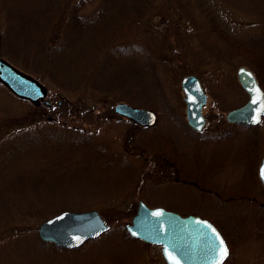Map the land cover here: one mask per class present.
<instances>
[{
    "label": "rangeland",
    "instance_id": "374dc122",
    "mask_svg": "<svg viewBox=\"0 0 264 264\" xmlns=\"http://www.w3.org/2000/svg\"><path fill=\"white\" fill-rule=\"evenodd\" d=\"M78 1L0 0V58L39 77L49 103L33 106L0 84V264H166L160 246L127 237L124 227L138 201L177 214H206L209 210H198L197 204L209 203L182 182L199 179L200 164L211 168L207 185L219 196L239 191L264 200L255 170L247 166L250 154L256 160L264 151V114L252 128H236L224 119L247 100L236 79L238 68L256 69L264 86V0H151L129 22L133 0H108L101 23L107 26L87 30L85 39L74 42L71 57L64 54L74 67L82 63L79 77L72 70L64 81L54 79L39 61L38 33L45 31V51L55 61ZM102 4L90 0L78 15L92 19ZM117 29L110 46L114 67L104 72L97 59L87 74L93 49ZM145 33L163 38L149 50L157 82L139 50L148 45ZM13 35L17 44L27 43L25 56L8 50ZM185 74L197 77L206 95L202 134L186 123L179 83ZM136 78L143 79V90L133 86ZM120 102L154 111L157 124L134 126L113 113ZM220 204L214 218L229 245L224 264H264V208ZM65 210H95L108 228L77 249L41 245L38 224Z\"/></svg>",
    "mask_w": 264,
    "mask_h": 264
},
{
    "label": "water",
    "instance_id": "95a60500",
    "mask_svg": "<svg viewBox=\"0 0 264 264\" xmlns=\"http://www.w3.org/2000/svg\"><path fill=\"white\" fill-rule=\"evenodd\" d=\"M236 79L246 93L247 100L243 105L228 111L225 114V121L255 126L261 122L264 114L263 90L253 73L244 67L237 69ZM179 83L184 97L187 126L200 132L205 124L201 108L205 103L206 96L198 78L193 74L181 76ZM0 84L20 100L28 101L34 106L39 104L49 106L45 99V87L30 75L23 73L1 58ZM254 89H259V94ZM113 113L142 128H151L157 122L154 111L133 107L123 102L114 106ZM258 116L259 122H257ZM262 133L264 137V127ZM262 168H264V154L258 167V178L264 189V178L261 176ZM157 212L160 213L159 216L154 215ZM197 221L199 223H196ZM107 228L95 210L84 212L65 210L40 222L36 234L40 242L52 244L60 249L73 250L79 248L86 241L97 238ZM124 228L129 238L160 246L161 256L166 264H170V257H174L178 264H215L218 259V254L213 251L211 246L218 247L212 230L214 229L217 234L219 232L211 223L198 216L180 217L162 207L148 208L144 202L138 201L135 214ZM219 236L223 240L220 234Z\"/></svg>",
    "mask_w": 264,
    "mask_h": 264
},
{
    "label": "trees",
    "instance_id": "16d2710c",
    "mask_svg": "<svg viewBox=\"0 0 264 264\" xmlns=\"http://www.w3.org/2000/svg\"><path fill=\"white\" fill-rule=\"evenodd\" d=\"M88 1H90V0H79L72 7V10L70 11L71 13H70V15L68 17V20H67L66 25L64 27V31L62 33V37L64 39V42L58 47L59 49L56 48L57 49L56 50L57 53H56V60L55 61L54 60L52 61L53 58L49 57L50 53L48 54V52L45 51L44 34H43V32H45V31L38 33V43H39V47H40L39 48V52H40L39 53L40 54L39 61L41 62V65L44 67L46 73H48L49 76L53 77L54 79L55 78H60V79H62V81H64L65 77L72 70H73V74L75 76L79 77L77 70H81L82 69V63L80 62L76 67H74V63L71 62V60H70V57L72 55V54H70V51H71L72 46L74 45V42L77 39H80L79 41H82V39H85L86 38L85 37L86 36L85 33L87 32V30H89V29H91L93 27H94V30H91V31L98 32L100 26H105V27L107 26V23L105 25H101V23L105 19V15L103 13L106 10V4H107L108 0H100L101 3H103L102 6H99V8L96 10V12L94 14L95 15L94 18L89 19V20L87 18L83 17V16L78 15L79 11L84 7L86 2H88ZM92 1H95V0H92ZM150 1L151 0H133L132 1L133 2L132 5H134V6L132 7L133 8L132 13L136 12V15L140 14V13H144L143 11L145 10L146 5L150 4ZM5 4H7V3H5ZM103 6H105L104 11H102ZM128 15L129 14H127L126 19L129 22V21H132V19H134L135 13L133 14V18H132V14L129 15V16ZM86 17H88V16H86ZM137 23L138 22L133 21L134 27H135V25ZM95 27H97V28L95 29ZM117 31H118V29L114 30V34L110 35L107 40L102 41L97 46V48L93 49V53L95 51V54H93V58H92L93 61H92V63L90 65H87V64L85 65V70H87V74L89 73V70H90L92 64H94L95 60H97V59H98L99 63L101 62V64H102V62H104L103 70L101 68V70L104 71V72L107 71L108 69L114 67V64H111V62H113V58L114 57H113V54H112V49H111L112 47H110V46H111V44H113V42L115 43V40H116V37H117L115 32H117ZM146 32L148 33L150 31L147 30ZM147 33H145V37H146L145 40H147L148 45H146L145 49H139V50L141 51V53L143 55V58H144V56L146 57V58H144L146 63H148V65L146 67L149 68V72L152 73L153 81L157 82V79L155 78L154 64H153V60H152L154 58L152 57V53L149 52V50H151V49L152 50H156L155 49L156 46L162 45L163 38L159 40L158 36L156 34L152 36V35L147 34ZM8 35L10 36V33L8 34V32H7L6 36H8ZM56 35H58V34H56ZM9 36H8V38H9ZM91 36L96 38L95 39V41H96L98 39V37H99V34H97L96 36L91 34ZM140 36H141V34H140ZM140 36H139V38H140ZM5 38H7V37H5ZM119 38L121 39L122 36H119ZM25 44H27V43H18L17 44L15 42V40H14V35H13L12 40L9 39L8 50H11V48H14L13 52L17 53V56H18L19 53H21V56H25L26 48H24V47H27V45H25ZM49 44H51V43H47V45H49ZM82 45H84V44H82ZM150 47H151V49H150ZM64 54L65 55H69L70 57L69 58H64ZM11 56H12V58L14 60L17 58V56H15V54H13ZM103 56H104V58H103ZM62 57H63V59H62ZM15 61H17V60H15ZM25 63H26L25 61H21L20 64L23 65ZM253 70H254L253 74H254L257 82L259 83V85L262 88H264L263 84L261 83V78H260L259 73L257 71H255L256 69H253ZM30 73H32V72H30ZM32 74H34V73H32ZM124 77H126L125 73H124ZM119 78L121 79L120 74H119ZM136 79H137V83H135L133 86L134 87L136 86V87L140 88V90H143V88H144L143 79H140V80L138 78H136ZM37 80H39V77H37ZM78 81H80V80L71 81L70 83H68V82L67 83L69 85L74 86V84L76 82H78ZM65 83H66V81H65ZM128 239H130V238L128 237ZM46 244L47 243H42L41 245H46ZM49 245H51V244H49Z\"/></svg>",
    "mask_w": 264,
    "mask_h": 264
},
{
    "label": "flooded vegetation",
    "instance_id": "af4514ba",
    "mask_svg": "<svg viewBox=\"0 0 264 264\" xmlns=\"http://www.w3.org/2000/svg\"><path fill=\"white\" fill-rule=\"evenodd\" d=\"M57 106H59V105H57ZM45 107L48 108L49 106H45ZM224 119H225V117H224ZM225 123L227 125H230V126H233V127H236V128H240V129L254 127V126H246V125H242V124H233V123H229L227 121H225ZM205 124H206V121H205ZM205 124H204V127H205ZM259 124H257V125H259ZM204 127H203V129H204ZM189 129L191 130V132H193L195 134H202L203 133V129L200 132H196V131L192 130L191 128H189ZM262 130H263V127L261 128V134L263 136ZM131 137L132 136L130 135L129 139L127 140V145L129 144V142L131 140ZM263 154H264V151L261 153L259 158L256 159V160L254 158H251V157H254L251 154L247 158L248 161H249V164L247 166H251L250 168L252 170L254 168L255 176L258 179V181L260 183V186H261V189H262L261 190L262 194H264V189L262 187L261 181L258 178V167L260 165V161H261V158H262ZM250 160H252L251 163H250ZM254 161H256L255 167H254ZM164 162H165V165L170 169L172 174L176 175L173 178V181L174 182H178V180H179L178 177H177L178 174L175 172L173 162H170L167 158L164 160ZM199 166L202 168L201 170H198L199 173L197 172L198 176H199V179H188V178L185 177V178H183L182 182H183L184 185L189 186L191 189L198 190V192H199L198 196L202 197L205 200V202L209 203V204H206V203H203V202H199L197 204L198 207L196 206L198 208V210L200 208H207L209 210V212H206V214L199 216V214L196 213L195 211H190V212H187L185 214H178L180 217H185V216H189V215L190 216H198L199 218L205 219L209 223H211L216 228V230L219 231V234L222 235L221 230L218 228L217 222H216V220L214 218L215 215H216L215 214V209H216L215 204H218V203L225 204L227 202H235V203H240V202L245 203L246 202V203L253 204V205H255V206L259 207V208H264V200L261 201V202H258L256 198H254L252 196H249L247 194L243 195L241 192L239 193V191L237 192L238 194H236V192H235L236 188H235V190H233V192L236 194L235 196H232L233 193L229 194L230 196H226V197H222L221 195L219 196V194H217V192L215 190L210 188L211 187L210 185H207L208 182H209V179H208L209 178V173L208 172L211 170V168H207L205 164H203V165L200 164ZM250 173H251V171H250ZM186 176H190V175H186ZM246 190L248 191L249 188H247ZM174 213H176V212H174ZM223 240H224V238H223ZM224 242H225V245H226V247L228 249V255L226 257V259H227L228 256H229V253H230L229 245L227 244V242L225 240H224ZM225 260L223 261V264H224Z\"/></svg>",
    "mask_w": 264,
    "mask_h": 264
},
{
    "label": "snow or ice",
    "instance_id": "6c2138e0",
    "mask_svg": "<svg viewBox=\"0 0 264 264\" xmlns=\"http://www.w3.org/2000/svg\"><path fill=\"white\" fill-rule=\"evenodd\" d=\"M254 91L257 94H259L260 92L259 89H254ZM253 102H256V101H253ZM257 122H259V116L257 117ZM261 176L262 178H264V168L261 169ZM154 215L159 216L160 213L157 212V213H154ZM196 223H199V221H197ZM212 235L215 237V241L218 242V247H216L215 245L211 246L213 248V251L218 254V259L216 260L215 264H223L224 258H226L228 255V250L225 247L223 240L220 238L219 234L215 232L214 229L212 230ZM170 264H178V262L175 260L174 257H170Z\"/></svg>",
    "mask_w": 264,
    "mask_h": 264
}]
</instances>
